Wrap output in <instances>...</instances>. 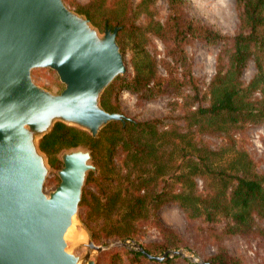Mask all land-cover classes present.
I'll use <instances>...</instances> for the list:
<instances>
[{
  "label": "trees",
  "instance_id": "16d2710c",
  "mask_svg": "<svg viewBox=\"0 0 264 264\" xmlns=\"http://www.w3.org/2000/svg\"><path fill=\"white\" fill-rule=\"evenodd\" d=\"M155 1L141 0L135 9L132 0H90L78 6L92 23L101 22L103 31L120 27L121 51L124 57L131 52L134 74L118 77L104 92L101 105L109 112L122 113L116 98L123 91L147 100L175 95L184 100L188 131L166 129L161 119L129 118L125 123L108 124L93 138L57 123L41 147L65 153L83 146L91 153L96 170L88 172L85 187L92 185L95 191L84 192L80 207L85 213L82 223L94 242L136 238L142 223L168 230L158 212L169 204L181 208L191 221L213 225L211 229L223 224L218 238H264V173H256L253 159L230 135L249 125H264V0H234L239 26L233 36L194 16L184 0H167L166 22H155L150 12ZM132 11L135 16H146V27L136 24ZM148 34L165 47V75L147 49ZM195 42L220 47L206 93L192 71L187 51ZM250 64L255 74L246 83L243 77ZM198 133L225 134L231 143L215 151ZM118 255H132L134 264L145 259L138 252ZM207 261L241 264L224 248Z\"/></svg>",
  "mask_w": 264,
  "mask_h": 264
},
{
  "label": "water",
  "instance_id": "95a60500",
  "mask_svg": "<svg viewBox=\"0 0 264 264\" xmlns=\"http://www.w3.org/2000/svg\"><path fill=\"white\" fill-rule=\"evenodd\" d=\"M120 30L101 33L63 0H0V264H97L93 257L115 246L160 263L183 257L212 264L184 250L154 256L134 240L97 245L77 218L87 174L96 170L89 151L63 153L60 183L45 191L51 169L40 141L57 123L97 138L108 124L129 119L101 105L127 73ZM37 69L54 71L63 91L36 84ZM75 225L82 236L70 238ZM78 247L83 257L71 252Z\"/></svg>",
  "mask_w": 264,
  "mask_h": 264
},
{
  "label": "rangeland",
  "instance_id": "374dc122",
  "mask_svg": "<svg viewBox=\"0 0 264 264\" xmlns=\"http://www.w3.org/2000/svg\"><path fill=\"white\" fill-rule=\"evenodd\" d=\"M65 4L79 14V5H87L90 0H63ZM141 0H132L133 8L140 3ZM194 16L210 25L220 33L233 36L238 30L239 20L234 0H184ZM133 16H135V12ZM153 21L165 23L169 15V7L167 0H156L150 7ZM84 15V14H83ZM137 25L147 26L146 16H135ZM93 25L103 33V24L98 22ZM147 49L151 55L159 63V71L161 75H165L163 62L168 60L165 55V47L163 43L155 36L148 34ZM188 55L192 61V71L198 79V83L203 91L207 92L208 86L215 74L216 58L220 51V47L206 46L203 43L195 42L187 48ZM127 65V73L125 75L134 74L129 62L131 60V52L129 51L124 57ZM255 74L254 64H250L243 80L249 83ZM33 80L41 87L49 91L59 94L63 91L64 85L60 82L58 75L50 69H37L32 73ZM190 92L187 91L186 94ZM184 100L175 95H160L153 99H141L137 95L127 91L121 92L117 98V105L120 111L128 118L137 121H148L153 119H161L165 128L179 127L184 131H188L189 119L187 118V110L184 107ZM204 99V105H207ZM115 102V103H116ZM195 109V108H193ZM121 113V114H122ZM195 129V128H194ZM232 138L236 141L237 147L248 152L255 163L256 173L259 175L264 173V125H249L242 131L231 132ZM197 136L206 143L212 150L219 151L223 147H228L231 138L227 135H213L209 133H198ZM42 141V140H41ZM40 141V146H41ZM229 144V145H228ZM42 148V147H41ZM79 149L87 150L86 147ZM43 150V149H42ZM55 150V148H54ZM53 149L44 151L50 164V175L45 185L46 193L53 191L60 183L57 172L63 168L61 156L63 153L55 152ZM200 189L203 188V182L199 180ZM95 191L94 186L84 187V192ZM161 224L168 230L157 228L156 226H148L139 224L137 227L136 238L134 240L141 244L150 254L161 256L167 251L184 250L189 256L207 261L219 252L220 248H224L241 264H264V238L258 235L248 237L229 236L220 237L216 233L221 230L223 224H219L215 229H211L213 225H208L201 220L191 221L187 218V214L177 205L169 204L162 207L158 212ZM77 218L82 222L85 219L83 209L79 210ZM83 224V223H82ZM262 226V223H258ZM84 226V225H83ZM70 238L82 236V231L78 225H75L68 233ZM122 240H101L95 242L97 245L110 246ZM167 247V248H164ZM164 248V250H162ZM130 251L128 249L115 246L110 250L93 257L98 264H134L133 256L126 255L121 258L118 253ZM79 256H84L86 249L82 247L74 248L71 251ZM132 252V251H130ZM189 260L183 257H175L168 262L150 261L146 257L135 264H189Z\"/></svg>",
  "mask_w": 264,
  "mask_h": 264
},
{
  "label": "bare ground",
  "instance_id": "6f19581e",
  "mask_svg": "<svg viewBox=\"0 0 264 264\" xmlns=\"http://www.w3.org/2000/svg\"><path fill=\"white\" fill-rule=\"evenodd\" d=\"M78 236H76V238H77Z\"/></svg>",
  "mask_w": 264,
  "mask_h": 264
}]
</instances>
